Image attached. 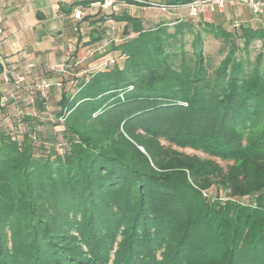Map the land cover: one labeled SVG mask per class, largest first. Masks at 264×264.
Returning a JSON list of instances; mask_svg holds the SVG:
<instances>
[{
  "label": "trees",
  "instance_id": "1",
  "mask_svg": "<svg viewBox=\"0 0 264 264\" xmlns=\"http://www.w3.org/2000/svg\"><path fill=\"white\" fill-rule=\"evenodd\" d=\"M108 19L136 34L111 45L122 66L72 81L57 112L39 84L33 113L0 94V264H264V27ZM205 35L225 48L211 71Z\"/></svg>",
  "mask_w": 264,
  "mask_h": 264
},
{
  "label": "crops",
  "instance_id": "2",
  "mask_svg": "<svg viewBox=\"0 0 264 264\" xmlns=\"http://www.w3.org/2000/svg\"><path fill=\"white\" fill-rule=\"evenodd\" d=\"M128 1L135 4H129ZM140 1L166 2L114 0L112 5L104 6L105 0H7L2 9L0 35V94L3 100L10 106H18L15 104L21 100L16 99H27L25 104L34 111L31 96L24 92V85L46 82L52 86L58 77L49 72V67L60 63L74 66L73 69L70 66V69L77 82H81L86 73L92 72L87 69L90 61L98 57L101 62L116 54L113 51L104 52L108 46L117 45L114 27L121 32L124 23H116L108 19V15L125 12L141 18L136 12V9L143 8ZM89 2L92 3L84 5ZM75 10L82 12L81 20L73 19ZM192 19L213 22L228 30L233 23L238 27H264V13L253 14L242 4H226L221 13L204 12ZM29 62L34 63V67L28 70L26 66ZM52 91L55 93V90Z\"/></svg>",
  "mask_w": 264,
  "mask_h": 264
},
{
  "label": "rangeland",
  "instance_id": "3",
  "mask_svg": "<svg viewBox=\"0 0 264 264\" xmlns=\"http://www.w3.org/2000/svg\"><path fill=\"white\" fill-rule=\"evenodd\" d=\"M194 1V0H193ZM145 2L142 6L143 8L141 9H136L137 14H139L141 16L140 20L143 23V27L144 29H150L155 27L156 25L160 24V23H165L168 25L169 31H173V24L175 23V21L177 20H188V21H193L194 23L200 20H193V17H190L189 14V9L187 7H179V8H175L172 11H168V12H162L159 8H155L152 7L151 4H162V3H156V2H149V1H143ZM163 4H168V2H165ZM187 4V3H186ZM176 5V4H175ZM116 8H119L118 6ZM109 12V10L107 11ZM116 26V25H114ZM115 30V34H114V38H116L117 40V44L122 43L123 41H125L128 38H132L134 36H136L135 33H131L129 36L127 37H123V35L121 34L120 31H117V28L114 27ZM192 36L191 35H186L185 36V40H186V46L185 49L186 51H190V45L189 42L191 40ZM252 50L250 52V59H253L254 56L258 53V51H260V43L258 41L254 42L253 45L250 47ZM110 48L108 46V48L105 50L104 54L110 52L109 51ZM203 51H204V55L205 58L207 60V66H208V70L211 71L214 68L217 67V65L219 64V62L221 61V59L223 58L224 54H225V48L222 42H220L219 40H213V38L210 35H205V39H204V43H203ZM264 52V50H263ZM103 54V55H104ZM115 58V63L117 65L122 66V62L125 59L124 55H119V53L113 54ZM99 58L97 57L94 61H90L89 65H87V69L90 71H94L98 69V63H99ZM69 70V75L65 74V77L62 76H56L58 77L57 80H60L61 78H63V86L61 87H57L55 86V83L57 82H53L51 88H49V94H47L48 96V102L50 103V110H54L55 112L58 111V107L56 106V103L58 102V100L60 99L61 93L63 92V89L66 90L69 86H71L72 81L75 82L76 78L74 76V72L71 70L73 69L74 66L66 64ZM72 68H71V67ZM112 67L111 65L109 66V68ZM71 68V69H70ZM100 69V68H99ZM88 74V73H86ZM65 79V81H64ZM65 82H68V84ZM55 90V93H52ZM17 101L21 100L20 103H17L16 105L20 106L21 108L25 109L26 112L29 113H33L34 111L30 108H28V104H25L27 99H25V101H23L22 99H16ZM24 111V110H23ZM9 115V120L5 123V125L8 128H16L18 129L19 127L15 126L13 120L16 119V116L13 115V110H11V112H8ZM12 126V127H11ZM43 134H50L53 133V130H50L49 126H43L41 127ZM59 137V136H57ZM57 141H54L53 143H56ZM161 145L163 147H167V143L164 142H160ZM139 150L141 152H144V149L142 146L138 147ZM173 149L177 150L179 153L185 154V155H190V156H196L199 157L200 159H210L213 160L215 163H217L218 166H220L223 170L227 169V166L231 164V162H225L222 161L218 158H213V157H209L201 152L198 151H193L191 149H181V148H177L172 146ZM188 175V174H187ZM189 176V175H188ZM190 177H189V179ZM192 182V181H191ZM201 193L204 197L208 198V200H214V199H220L221 201H224L225 198V192L223 191H217V189L215 188V185H212L210 188L205 189V190H201ZM206 194V195H204ZM233 201H239V202H246L250 199H248V197H242L241 199H236V198H230ZM108 264H111L108 263Z\"/></svg>",
  "mask_w": 264,
  "mask_h": 264
},
{
  "label": "built area",
  "instance_id": "4",
  "mask_svg": "<svg viewBox=\"0 0 264 264\" xmlns=\"http://www.w3.org/2000/svg\"><path fill=\"white\" fill-rule=\"evenodd\" d=\"M7 0H0V35L2 34V24H3V15L2 9L5 6ZM141 2V1H140ZM114 3V0H105L104 6H110ZM226 4L235 5V4H242L246 6L253 14H263L264 13V1H257V0H194L187 4H151L152 7L159 8L162 12L172 11L175 8L179 7H187L189 9L190 17H196L204 12L209 13H216V12H223L225 9ZM74 20H81L83 14L80 10H75L72 14ZM238 25L233 23L231 25L232 29L237 28ZM115 63V58H107L99 62L98 68L105 69L108 68L110 65ZM34 67V63L29 62L26 66V69H30ZM49 71L54 73L57 76H65V74L69 75L68 67L65 63H60L49 67ZM51 85L46 82H42L37 86V89L41 91V96L43 98H48L47 91ZM55 86L60 87L61 84L59 82L55 83ZM206 195V194H204Z\"/></svg>",
  "mask_w": 264,
  "mask_h": 264
},
{
  "label": "water",
  "instance_id": "5",
  "mask_svg": "<svg viewBox=\"0 0 264 264\" xmlns=\"http://www.w3.org/2000/svg\"><path fill=\"white\" fill-rule=\"evenodd\" d=\"M169 1L177 2V1H180V0H169Z\"/></svg>",
  "mask_w": 264,
  "mask_h": 264
}]
</instances>
